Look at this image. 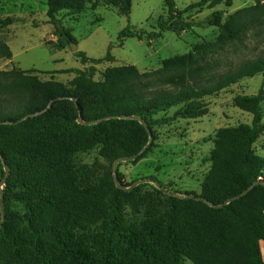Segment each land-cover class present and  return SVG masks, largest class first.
I'll use <instances>...</instances> for the list:
<instances>
[{"label":"trees","instance_id":"trees-1","mask_svg":"<svg viewBox=\"0 0 264 264\" xmlns=\"http://www.w3.org/2000/svg\"><path fill=\"white\" fill-rule=\"evenodd\" d=\"M164 2L169 17L178 22H160L161 31L180 34L208 24L218 27L219 35L164 59L156 70L111 66L97 81L94 65L77 69L71 86L42 80L35 68L0 70V95L10 98L7 110L0 109V162L4 166L2 155L9 167L3 188L0 264H183L186 259L194 264H264V181L258 180L264 175V156L254 148L264 133V87L255 95L234 97V105L251 113L252 122L217 130L201 193L167 189L156 177L152 180L162 189L143 191L144 184L127 189L134 183L125 182L119 169L122 162L117 165L121 187L114 178L117 159L133 157L148 145V128L154 141V125L180 116L202 117L209 111L205 97L264 71V62L258 59L211 84L191 82L226 44L246 35L252 20L264 19V2L240 8L226 20L215 10L197 23L183 20L175 0ZM89 3L47 0L59 48L76 40L57 13H80ZM111 3L130 15L132 0ZM222 3L231 6L233 0H199L185 9ZM15 21L0 17V29ZM126 36L138 34L127 26L120 32V37ZM77 55L84 64L113 59L110 52L104 58L89 57L84 51ZM12 57L0 35V58ZM173 107H177L173 115L159 116ZM80 113L84 123L79 122ZM97 146L107 170L100 169L97 175L89 168L78 169L76 154ZM145 153L128 162H137ZM12 202L23 210L14 209ZM1 216L0 211V221Z\"/></svg>","mask_w":264,"mask_h":264},{"label":"rangeland","instance_id":"rangeland-1","mask_svg":"<svg viewBox=\"0 0 264 264\" xmlns=\"http://www.w3.org/2000/svg\"><path fill=\"white\" fill-rule=\"evenodd\" d=\"M197 1L175 0L178 8L183 10V20L197 23L215 10L222 11L223 19L226 20L240 8L254 5L257 1L264 2L233 0L231 6L222 3L212 8L204 5L185 9ZM47 8V0H0V17L11 16L16 19L12 25L0 29V35L13 52L12 59L0 58V70L13 66L24 70L35 68L38 70L35 74L40 79H54L71 86L77 69L94 65V79L97 81L103 79L104 71L111 66L135 65L142 72L156 70L162 66L164 59L187 53L195 45L206 40L213 41L219 35V28L208 24L195 26L193 30L180 34L171 30L161 31L160 22L167 25L178 22L169 17L164 0H132L129 16L122 14L120 6L112 4L111 0H91L80 13L68 10L57 13L74 36L77 51H84L92 58H104L108 52L113 56L112 60L98 64H84L77 51L72 50L71 43L66 48H59L60 38L49 22ZM127 26L138 36L120 37V32ZM159 32L161 35H156ZM225 46L211 59V66L199 70L200 73L191 79L192 83L196 80L201 85H208L245 64L258 59L264 62V19L257 22L256 19L252 20L243 38ZM65 69L73 71L58 72ZM261 87H264V71L253 77L242 78L219 93L205 97L209 111L202 117L180 116L174 121L154 125L156 138L151 148L137 162L125 161L120 165L125 182L146 180L140 183L144 184L142 190L146 191L156 186L152 180L156 177L167 189L201 193V183L211 167V151L217 130L252 122V114L236 107L234 97L238 94L255 95ZM9 99L0 95V109L7 110ZM261 105L264 121V101ZM176 110L177 107H173L159 116H171ZM254 148L257 154L264 156V133ZM75 163L78 169L89 168L97 175H100V169L107 170V162L100 155V146L87 152H78ZM3 170L4 166L0 162V188H4L1 183ZM11 205L14 209L23 210L21 204L12 202ZM262 252L264 256V248ZM183 264L194 263L186 259Z\"/></svg>","mask_w":264,"mask_h":264},{"label":"water","instance_id":"water-1","mask_svg":"<svg viewBox=\"0 0 264 264\" xmlns=\"http://www.w3.org/2000/svg\"><path fill=\"white\" fill-rule=\"evenodd\" d=\"M71 45H72V50H73V51H77V50H78V45H77L76 43L72 42ZM132 117H134V116H132ZM101 120H102V119H99V120H97V121H93V122H90V123H97V122H99V121H101ZM139 121H140L142 124L146 125V121H145V119H143V118H139ZM79 122H80V123H84V121H83L82 118H81V113H80V117H79ZM148 130H149V132H150V141H149L148 145H147L146 147H144L143 150H142L140 153H138L137 155H135V156H133V157L119 158V159H117V160L114 162V164H113L114 178H115L116 183H117V185H118L119 187H121V185H120V183H119V181H118V178H117V165H118L120 162H125V161H129V160H134V159H136V158L138 157L139 154L145 152V151L148 149V146H149V145L152 143V141H153L152 132H151V130H150L149 128H148ZM1 159H2V161H3V164H4V170H5V176L3 177L1 183H2V184H5V183H6V179H7L8 175H9V167H8V165L6 164V162H5V160H4V157H3L2 155H1ZM145 181H146V180L136 181L131 187H129V188H127V189H131L132 187H134V186H136V185H138V184H140V183H144ZM155 184H156V186H157L159 189H162V186H161L159 183H156V182H155ZM0 189H1V191H0V211H1V215H2V216H1V221H0V227H1V225H2V223H3V221H4V216H5V202H4V191H3V188H0ZM250 190H251V188H249L248 190H246L244 193H246V192H248V191H250ZM244 193L237 195L235 198H239V197H241ZM188 196H189V197H195L194 195H188ZM196 198L199 199V200H204V201H206L203 197H196ZM229 201H230V199L227 200L224 204L228 203ZM224 204L217 205V206H218V207H221V206H223Z\"/></svg>","mask_w":264,"mask_h":264},{"label":"built area","instance_id":"built-area-1","mask_svg":"<svg viewBox=\"0 0 264 264\" xmlns=\"http://www.w3.org/2000/svg\"><path fill=\"white\" fill-rule=\"evenodd\" d=\"M258 180H260V181H264V175H263V174L259 175V176H258Z\"/></svg>","mask_w":264,"mask_h":264},{"label":"crops","instance_id":"crops-1","mask_svg":"<svg viewBox=\"0 0 264 264\" xmlns=\"http://www.w3.org/2000/svg\"><path fill=\"white\" fill-rule=\"evenodd\" d=\"M261 248H264V240L261 241Z\"/></svg>","mask_w":264,"mask_h":264}]
</instances>
